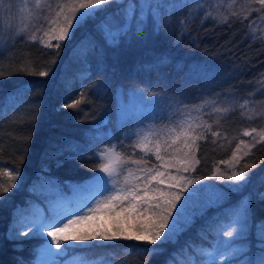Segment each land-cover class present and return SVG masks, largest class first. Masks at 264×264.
Here are the masks:
<instances>
[{
  "label": "trees",
  "instance_id": "trees-1",
  "mask_svg": "<svg viewBox=\"0 0 264 264\" xmlns=\"http://www.w3.org/2000/svg\"><path fill=\"white\" fill-rule=\"evenodd\" d=\"M127 3L113 0L104 10L96 11L63 42L53 64L49 62L55 49L45 48L39 40L31 41L26 34L0 31V186L13 183L7 173L15 175L19 170L14 186L8 192L0 191V264L33 262L40 237L13 238L9 227L21 209L27 210L31 203L44 205L42 188L54 184L59 194L70 195L69 184L93 174L99 166L98 155L105 148L115 146L125 158L140 159V152L122 138L140 123V116L120 119L121 98L126 103L134 94L172 99L178 110L216 97L219 101L227 97L264 101V25L257 28L255 39L248 27L249 23L261 24L259 13L248 23L241 17L221 24L217 19H205L206 8L196 7L195 0H166L178 8L170 19L166 12L161 15L159 31L153 30L149 16L142 36L135 34L133 21L129 34L121 37L118 45H110L103 25L119 19L118 13L122 15ZM248 3L234 2L239 10H247ZM13 6L15 0L0 4V23L5 26L14 24ZM251 6L259 8L258 3ZM181 21H186L183 29ZM41 71H48V75L40 76ZM82 93L80 104L66 107L81 99ZM165 99L159 100L160 108ZM234 109L222 116L218 128H212L220 133L215 143L210 134L198 141L195 158L199 163L191 172L196 177H209L218 162L229 158L238 141L245 138L242 130L264 128V116L249 120L251 112ZM245 164L257 165L250 182L238 192L251 197L247 237L252 240L254 225L264 220V200L260 199L264 143L257 144L253 154L244 157L235 169L239 171ZM225 204L207 208L176 236L157 245L135 240L90 242L72 245L67 255H56L54 261L60 264L66 257L80 254L89 264H145V259L148 264H169L178 254L185 255L191 243H199L203 231L208 234L213 218L228 212ZM146 248L157 251L150 253ZM253 248L249 244L247 251Z\"/></svg>",
  "mask_w": 264,
  "mask_h": 264
},
{
  "label": "snow or ice",
  "instance_id": "snow-or-ice-1",
  "mask_svg": "<svg viewBox=\"0 0 264 264\" xmlns=\"http://www.w3.org/2000/svg\"><path fill=\"white\" fill-rule=\"evenodd\" d=\"M121 3L122 0H116ZM228 0H225L227 3ZM44 3L47 7H44ZM113 0H73L72 3H61L57 0V8L59 11L55 12L52 19L53 11L51 7V0H34V6L30 5L27 11L23 7L19 9V25L9 23L5 26L0 23V31L14 32L15 35L27 34L33 21L43 19L49 25V31H44V36L47 40H40V43L47 49H55V56L50 64L55 63L56 57L60 55V50L63 47V42L70 39L74 30L82 25L88 18L95 15L96 11L104 10V6L110 5ZM252 3H258L259 8H252ZM233 5H230L232 7ZM178 5L175 3H166V0H157L153 6L151 0H128L127 5L122 10V15L118 13L119 19L112 18L105 22L103 25V32L105 39L110 45H118L120 38L127 36L131 30L132 22H136L135 34L142 36L145 31L146 20L151 16L153 21V30H160V17L163 13H167L169 19ZM47 12L48 15H44ZM259 13V20L264 23V0H249L247 10L241 9L239 11H229L228 14L212 17L211 13H206L205 19H217L218 23H228L230 18H243V22L248 23L253 14ZM186 21H181V26ZM249 34L252 38L257 37V28L253 23L248 24ZM38 32H34L29 39L37 41ZM264 42V37H261ZM6 46V45H5ZM166 60V57H162ZM30 62V61H29ZM40 76L48 75V71L39 72ZM264 83V81H261ZM81 99L75 100L66 107H76L82 102ZM204 104H215V101H204ZM251 101L245 98L244 103L239 105L240 109L249 108ZM201 113V106H194L192 110L182 114V118L176 121L172 126H165L155 132L149 131L144 136H141L134 147L139 148L145 156L149 154L154 155L156 160L161 161L163 171L153 168L140 169L142 175L137 176L133 169H128L127 174L124 176L123 183L121 184L119 177L123 170L122 166L129 161L125 159L123 154L115 153L114 148L106 149L101 153V159L107 162L99 165L100 171L105 173L108 178L112 179V187H108V180L104 177H98L96 184V192L84 204L81 205L75 212H69L64 215L51 218L47 223L41 221L38 225H33L38 231L43 234V230L47 229L46 235L50 237V241H46L44 251L49 256L67 255L68 250L72 247L70 242L76 245H88L92 241H116V240H135L143 242L145 245H157L158 241L169 240L175 228V216L178 212L174 210H183L184 205L178 203L181 201V195L186 191L188 185L197 183L195 180L187 179L181 173H187L189 169H195V165L199 163L198 160H190L189 157L195 156L193 149H198V141L207 139L210 134L213 137V143L219 136V131H212L213 125L217 127L220 124L222 116L231 114L235 109L229 106L213 107L212 112L221 114L212 123H208L201 119V116H193L192 111ZM252 113L247 116V119L252 120L261 115L253 106L249 109ZM243 115V112H242ZM199 120V123L196 121ZM203 129V131H198ZM255 133L259 136L258 140L254 143H246L243 139L236 145V149L232 153L231 160L235 164H239L244 157L253 154L257 144L264 143V130L251 131L245 130L244 136H252ZM156 139H153V138ZM244 146L247 151L243 152L240 156L238 153ZM167 154V159L165 158ZM109 157H112L109 159ZM133 164H140L142 161L133 160ZM146 163V161H144ZM227 163V162H222ZM235 164H229V167L235 168ZM257 167L256 164H245L239 171H232L231 175H226L224 178L229 181L237 182L233 188H241L246 186L251 180L252 170ZM175 168L176 175L169 172V169ZM154 173V174H153ZM13 183L7 187L0 186V191L8 192L14 186L16 177L19 175V170H15V175L12 172L7 173ZM215 175V173H213ZM167 177L168 188H174L183 185L180 191L172 192L170 190H162L158 186H153V181L157 185L165 184ZM143 179V183L140 181ZM117 185H120L119 187ZM107 193V195H105ZM99 196V199L96 197ZM260 199L264 200V193H260ZM95 203L88 207L92 201ZM251 212V197H244L241 201V206L235 211L234 219L230 230L224 231L223 235L227 238L240 236L245 228L246 222L250 219ZM72 218L69 219L68 217ZM258 229L257 238L260 241V246L264 248V220H261L256 225ZM28 236L29 233H23ZM52 245L55 247L53 250ZM224 251L217 250L215 255L219 256L221 260L225 259V252L229 246V242L225 241ZM147 252L154 253L156 248H146ZM241 249H233V254L240 252ZM202 257L205 253L200 254ZM211 256V254H207ZM80 256L79 259L76 257ZM215 260V257H212ZM208 260L203 258L189 261L188 264H207ZM51 264H56L52 261ZM64 264H89L87 259L80 255L75 254L70 256ZM145 264H148L145 259ZM169 264H177L175 259L170 260ZM227 264V262H226ZM259 264H264V255L259 260Z\"/></svg>",
  "mask_w": 264,
  "mask_h": 264
},
{
  "label": "rangeland",
  "instance_id": "rangeland-1",
  "mask_svg": "<svg viewBox=\"0 0 264 264\" xmlns=\"http://www.w3.org/2000/svg\"><path fill=\"white\" fill-rule=\"evenodd\" d=\"M201 0H195V6H202L206 8V13H211L212 17H217L218 15L227 14L229 11H239V8L236 7L234 4L235 0H228L225 3V0H202V4L200 5ZM249 1V0H248ZM4 0H0V4L3 3ZM61 3H72L73 0H60ZM153 6H155L157 0H151ZM34 6V0H15V6L13 9L16 13L14 24L19 25V9L23 7L25 11L29 8V6ZM230 5H233L230 7ZM44 7H47V4L44 3ZM51 7L53 9L51 16L49 19H52L55 16V12L59 11L57 8V0H51ZM11 15V14H10ZM44 15H48L47 12ZM261 23V22H260ZM33 27L27 32L26 35L29 37L34 33L38 32V39L37 40H47V37L44 36V31H49V25L43 19L37 21H33ZM264 23L255 24V27H261ZM247 98V97H246ZM129 102H123L122 98L121 101L119 100L120 106L118 107L119 118L121 119H128L131 115H138L140 116V123L134 128L128 130L126 134L122 137L125 142L129 143L131 147L135 150L140 152V159L138 161H142L140 164H133L131 161L133 159L125 158L130 163L129 166H122L123 170L119 177H114L115 179H119L121 184L123 183L124 176L127 174L128 169H133L137 176H141L142 173L140 169L142 168H153L155 167L156 170L163 171L164 169L161 167V161L156 160L154 155L149 154L145 156L143 152L140 151L139 148L134 147L137 141L141 136H144L149 131L155 132L165 126H172L176 121L182 118V114L186 113L189 110H192V107H181L177 104L172 103V99H165L162 104V108L159 98L153 97H142L140 94L130 95ZM216 99H203L204 101H215V104H204V101L201 103L196 104L201 106V113H197L196 111H192L191 114L193 116H201V119L207 121L208 123H212L214 120L217 119L218 116L221 114L213 113V107H221V106H229L231 105L233 108L239 107L240 104L244 103L245 98L243 99H235L231 97L223 98V100L219 101ZM251 101L249 104V108H246L247 111L250 112L253 106L256 107V110L264 116V101H259L254 103L251 98H247ZM178 108V109H177ZM250 113L249 115H251ZM163 118H160V117ZM158 117L157 120L155 118ZM138 119V118H136ZM162 122V123H157ZM200 121L197 120L196 123ZM138 123V121H136ZM218 128L216 125H213V128ZM255 128H246L242 130V133L245 130L251 131ZM258 132L262 129H256ZM198 131H203V129H198ZM243 140L246 143H254L255 140L259 139V136H256L253 133L252 136H244ZM255 137V140L253 139ZM153 139H156L155 137ZM240 141V140H239ZM238 141V143H239ZM237 143V144H238ZM236 144V145H237ZM105 148L100 151L99 157V165L102 163L107 162V160L101 159V153L106 149ZM236 149L234 147L233 151ZM115 153H118L114 148ZM196 152V149H193ZM232 151V153H233ZM247 151L244 146H241V150L238 155L242 156L243 152ZM232 153L229 158L221 160L217 163L216 167L214 168L212 174L209 177L200 178L193 175L192 169L190 168L187 173H181V175L185 176L187 179L195 180L197 183L188 185L186 191L181 195V201L178 203H182L184 205L183 210H174V212H178V215L175 216V228L171 238L176 236V234L183 228L187 227L191 221L196 217L202 214L207 208L214 207L216 205H220L222 203L226 204L223 206L224 208L227 207V213H220L218 216L214 217L211 223L208 224L207 230L208 234L203 231L201 233V241L199 243H191L190 250L186 252L184 255L183 253L178 254L176 256L175 261L177 264H188L189 261H192L194 258L199 260L201 258L208 260L207 264H224L225 260H228V264H259V260L261 259L262 255H264V248L260 246V241L257 238L258 229L256 227L257 223L253 227V235L252 240H249L247 235L249 231V224L246 222L245 228L243 233L240 236H234L232 238L224 237L223 232L230 230V227H234L232 225V221L234 219L235 211L241 206V201L243 200L245 195H240L238 192L242 188H233V185L237 182L229 181L224 177L226 175H231L232 171H237L235 168L229 167V164H235V161L231 160ZM112 157H109L111 159ZM167 159V154L166 157ZM190 160H196L195 156L189 157ZM146 163H144V161ZM227 162V163H222ZM236 165V164H235ZM173 175H176V169L172 168L168 170ZM215 173V175H213ZM154 174V173H153ZM104 177L108 180V187H112V179L108 178L105 173L100 171L98 166L97 170L87 177L82 182L76 184H69L70 186V195L67 196L61 195L58 193V190L54 184L42 188L41 191L43 192L42 195V203L44 202L46 209L48 211L47 215V222L54 217H58L64 215L69 212H75L81 205H84L91 197L95 194L97 188L96 184L98 183L97 178ZM165 184L157 185L155 181H153V186H158L162 190L165 191H172L177 192L180 191V188L183 186L182 184L169 189L167 183V177H165ZM144 181L143 179L140 181L142 184ZM118 187L120 185H117ZM38 192L39 188H35ZM264 193V190L261 192ZM107 195V193H105ZM100 197L97 196L96 199ZM95 201L93 200L91 204H88V207H91ZM74 205V208H72ZM42 212L39 210V207L34 205V203L27 206V210L21 209V212L16 216V218L11 222L9 227V234L13 238H20V237H40L41 245L36 249V253L31 264H51L52 261L55 260L56 256H49L45 253V243L46 241H50L51 238L47 237L46 232L47 229L43 230V234L38 231L33 225H38L42 220L40 217ZM69 219L72 217L69 216ZM46 222V223H47ZM29 233L28 236L23 235V233ZM225 241L229 242V246L227 247V251L225 252V259L221 260L219 256H216L215 253L217 250L224 251L226 245ZM92 242H103V241H92ZM72 245H76L74 242H70ZM249 244H252L254 247L250 253L247 251L249 249ZM53 250L55 251L54 245H52ZM233 249H241L240 252L233 254ZM205 253L202 257L200 254ZM211 254V256L207 255ZM64 255V254H61ZM74 256V255H72ZM215 257V260L212 257ZM70 257V256H69ZM69 257H66L60 264H64V261L68 260Z\"/></svg>",
  "mask_w": 264,
  "mask_h": 264
}]
</instances>
